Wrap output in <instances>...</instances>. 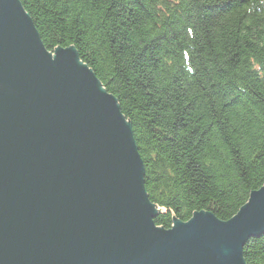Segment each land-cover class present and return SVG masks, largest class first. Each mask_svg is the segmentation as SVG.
I'll use <instances>...</instances> for the list:
<instances>
[{"label": "water", "instance_id": "obj_1", "mask_svg": "<svg viewBox=\"0 0 264 264\" xmlns=\"http://www.w3.org/2000/svg\"><path fill=\"white\" fill-rule=\"evenodd\" d=\"M133 130L74 47L0 0V264H246L264 184L228 221L159 228Z\"/></svg>", "mask_w": 264, "mask_h": 264}, {"label": "trees", "instance_id": "obj_2", "mask_svg": "<svg viewBox=\"0 0 264 264\" xmlns=\"http://www.w3.org/2000/svg\"><path fill=\"white\" fill-rule=\"evenodd\" d=\"M114 95L159 228L228 221L264 184V0H19ZM264 264V234L243 246Z\"/></svg>", "mask_w": 264, "mask_h": 264}]
</instances>
